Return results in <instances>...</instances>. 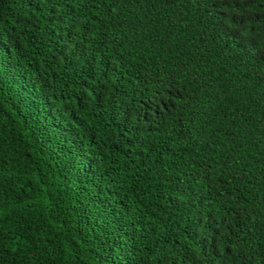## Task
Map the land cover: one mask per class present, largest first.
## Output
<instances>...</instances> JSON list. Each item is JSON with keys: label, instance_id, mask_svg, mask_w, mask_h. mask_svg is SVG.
<instances>
[{"label": "trees", "instance_id": "obj_1", "mask_svg": "<svg viewBox=\"0 0 264 264\" xmlns=\"http://www.w3.org/2000/svg\"><path fill=\"white\" fill-rule=\"evenodd\" d=\"M0 264H264V0H0Z\"/></svg>", "mask_w": 264, "mask_h": 264}]
</instances>
